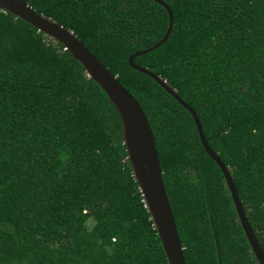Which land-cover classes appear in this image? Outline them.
Segmentation results:
<instances>
[{
  "label": "trees",
  "instance_id": "obj_1",
  "mask_svg": "<svg viewBox=\"0 0 264 264\" xmlns=\"http://www.w3.org/2000/svg\"><path fill=\"white\" fill-rule=\"evenodd\" d=\"M171 27L132 63L193 111L264 254V0H159ZM70 31L141 109L184 264H257L189 113L129 54L153 0H26ZM118 116L57 41L0 11V264H166Z\"/></svg>",
  "mask_w": 264,
  "mask_h": 264
},
{
  "label": "water",
  "instance_id": "obj_2",
  "mask_svg": "<svg viewBox=\"0 0 264 264\" xmlns=\"http://www.w3.org/2000/svg\"><path fill=\"white\" fill-rule=\"evenodd\" d=\"M26 0H0V11L22 20L32 26L36 31L49 36L62 45L71 59L76 61L85 76L92 80L103 92L107 101L115 110L119 123L121 141L124 146V161L127 162L131 177L141 197L143 206L149 216L151 224L160 244L166 264H184L181 246L179 244L172 216L164 195L160 171L156 158L153 141L145 117L133 100L115 77L100 64L76 39L70 31L55 24L53 21L34 13L25 4ZM166 12L167 23L162 36L150 47L135 51L126 58L127 65L140 73L145 74L154 81L167 95L174 99L190 115L195 131L205 154L216 165L225 183L237 222L257 264H264V254L254 239L252 232L243 215L237 199L234 186L225 169V166L207 146L203 138L198 120L193 111L176 95L173 89L165 85L164 81L145 68L132 63V58L146 53L158 46L168 35L171 27V16L168 7L159 0H153Z\"/></svg>",
  "mask_w": 264,
  "mask_h": 264
},
{
  "label": "clouds",
  "instance_id": "obj_3",
  "mask_svg": "<svg viewBox=\"0 0 264 264\" xmlns=\"http://www.w3.org/2000/svg\"><path fill=\"white\" fill-rule=\"evenodd\" d=\"M152 225V224H151ZM153 227V226H152ZM154 229V228H153Z\"/></svg>",
  "mask_w": 264,
  "mask_h": 264
}]
</instances>
